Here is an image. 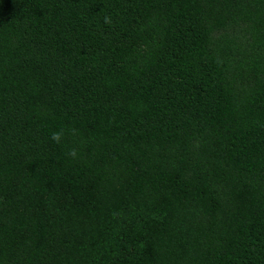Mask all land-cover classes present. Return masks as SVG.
Wrapping results in <instances>:
<instances>
[{
  "label": "trees",
  "instance_id": "obj_1",
  "mask_svg": "<svg viewBox=\"0 0 264 264\" xmlns=\"http://www.w3.org/2000/svg\"><path fill=\"white\" fill-rule=\"evenodd\" d=\"M0 264H264V0H0Z\"/></svg>",
  "mask_w": 264,
  "mask_h": 264
},
{
  "label": "clouds",
  "instance_id": "obj_2",
  "mask_svg": "<svg viewBox=\"0 0 264 264\" xmlns=\"http://www.w3.org/2000/svg\"><path fill=\"white\" fill-rule=\"evenodd\" d=\"M60 135H61L60 133H55V134H53L52 139L53 140H56V141H59ZM72 154L75 155L74 152Z\"/></svg>",
  "mask_w": 264,
  "mask_h": 264
}]
</instances>
